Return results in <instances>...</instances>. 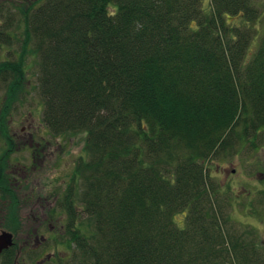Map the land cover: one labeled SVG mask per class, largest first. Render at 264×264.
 Masks as SVG:
<instances>
[{"label":"trees","instance_id":"1","mask_svg":"<svg viewBox=\"0 0 264 264\" xmlns=\"http://www.w3.org/2000/svg\"><path fill=\"white\" fill-rule=\"evenodd\" d=\"M209 2L16 6L44 124L86 133V156L61 198L74 263L264 264L255 230L230 227L216 206L207 166L264 146V32L243 27L257 18L251 0ZM22 58L0 63V78L25 79ZM85 218L92 224L78 227ZM16 254L15 244L0 264Z\"/></svg>","mask_w":264,"mask_h":264},{"label":"rangeland","instance_id":"2","mask_svg":"<svg viewBox=\"0 0 264 264\" xmlns=\"http://www.w3.org/2000/svg\"><path fill=\"white\" fill-rule=\"evenodd\" d=\"M42 1L44 0H0V31L5 32L4 35L8 37L11 35L7 39L5 36H0V63L19 64L21 57L28 63L27 76L20 81L22 86L18 89L16 85L12 86L16 81L20 83L15 74L6 81L0 78V123L2 126L3 124L8 127L14 126L17 131L25 126L28 132L34 134L36 143L47 145L50 142L48 152L51 155L43 161L45 169L41 171L39 168L29 184L21 181L25 186L24 190L21 189L22 191L18 192V195L15 194V197L7 194L4 200H1L0 232L2 230L13 232L14 228L9 227L18 226L16 233L14 232L17 249L24 240L33 236L29 239L30 246H24L20 255L22 264H76L68 245L67 215L61 208V198L67 194V189L75 181L74 174L78 159L86 156V133L80 131L75 134H58L44 124L43 98L38 89V69L31 63L35 62L34 59L23 51L27 36L24 26H16L17 21L23 18L22 11L16 9V6ZM209 1L205 0V6L211 5ZM251 1L257 12V18L243 27L252 30L258 37L264 32V0ZM233 19V25H242L245 20L244 17ZM35 43L36 41H32V48H36ZM29 124L34 128L28 127ZM39 126L41 128H38ZM6 149L8 153V148ZM32 149L26 146L20 150H11L8 157L14 164V169L24 165L36 166L31 159ZM207 166L215 182V188L218 187V191L215 189L217 191L215 204L217 207L221 206L223 214L232 217L229 226H234L239 231L255 230L258 241L264 248V146L251 152L241 151L232 159H214L211 163H207ZM35 186L37 188L32 192ZM74 188L76 198L81 196L80 185L78 188V183L77 186L74 184ZM40 195L43 196L42 199L47 198L50 202L49 214L52 221L37 230L38 235L49 237L48 242L34 249L32 248L35 244L34 231L39 226L37 218L43 213L38 204L43 200L37 202ZM76 202L80 204L78 198ZM177 223L182 227L180 222ZM7 224L10 226L8 227ZM77 224L78 227L82 224L84 227H89L92 223L87 222L85 218L82 221L78 220ZM54 227L64 236L61 237L58 230L51 234ZM50 255L53 256L48 258ZM1 260L0 258V263Z\"/></svg>","mask_w":264,"mask_h":264},{"label":"flooded vegetation","instance_id":"3","mask_svg":"<svg viewBox=\"0 0 264 264\" xmlns=\"http://www.w3.org/2000/svg\"><path fill=\"white\" fill-rule=\"evenodd\" d=\"M28 127L34 128L33 126H31V124H29ZM38 128L41 127L39 126ZM6 133L9 134L10 142L4 141ZM48 145L50 146V142H48L47 145H44L43 143L39 142L36 143L34 139V134L28 132L25 126H22L19 131L15 130L14 126L11 125L9 127L0 126V214L2 211L1 200H4V198L6 197L5 195L8 194L7 196L15 197V194L18 195V192L22 191L21 189H25V186L21 183V181H25L29 184L32 180L33 174L37 172L39 168H41V171L45 169V162L43 161L46 160V158L50 155V153L48 152ZM26 146H30L31 148H33L31 159L36 164V166L26 167L24 165L22 167L14 169V164L12 163L10 157H8L9 153H11V150H20L22 147ZM6 147L8 148V153L5 151ZM36 188V186L32 188V192ZM42 197L43 196L40 195V199L37 201L39 202L43 200V202L38 203L43 213L41 217L37 218V223L39 226L34 231L35 244L32 245V248L34 249H38L41 245H44L48 242L49 237H46L44 235H38L37 230L42 226L46 225V223H48L49 221H52L51 216L49 214L51 212L50 202L47 198L42 199ZM57 230L58 228H52L51 234L52 232H56ZM30 238L24 240L23 244L19 246L18 249L16 248L17 254L14 264H22V262H20V255L23 253L24 246H30ZM0 256H3V253ZM52 256L53 255H50L48 258H51Z\"/></svg>","mask_w":264,"mask_h":264},{"label":"water","instance_id":"4","mask_svg":"<svg viewBox=\"0 0 264 264\" xmlns=\"http://www.w3.org/2000/svg\"><path fill=\"white\" fill-rule=\"evenodd\" d=\"M14 235L10 231H1L0 232V255L3 253L4 250L9 249L14 245Z\"/></svg>","mask_w":264,"mask_h":264}]
</instances>
